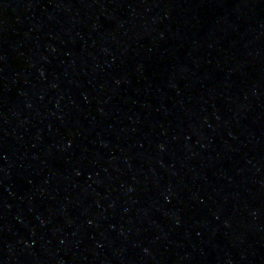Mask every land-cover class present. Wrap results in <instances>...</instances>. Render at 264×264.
I'll return each mask as SVG.
<instances>
[{
  "label": "water",
  "instance_id": "obj_1",
  "mask_svg": "<svg viewBox=\"0 0 264 264\" xmlns=\"http://www.w3.org/2000/svg\"><path fill=\"white\" fill-rule=\"evenodd\" d=\"M0 264H264V0H0Z\"/></svg>",
  "mask_w": 264,
  "mask_h": 264
}]
</instances>
